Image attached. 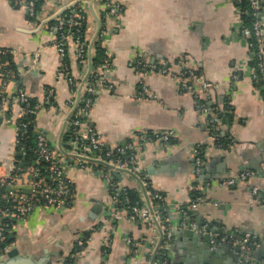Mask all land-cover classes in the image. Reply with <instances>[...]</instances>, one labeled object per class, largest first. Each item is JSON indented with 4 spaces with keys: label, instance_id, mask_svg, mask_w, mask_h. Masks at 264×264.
<instances>
[{
    "label": "crops",
    "instance_id": "crops-1",
    "mask_svg": "<svg viewBox=\"0 0 264 264\" xmlns=\"http://www.w3.org/2000/svg\"><path fill=\"white\" fill-rule=\"evenodd\" d=\"M123 2L126 9L118 20L108 22L104 41L112 54L107 76L113 90L98 93L88 121L109 146L134 139L139 131L173 130L175 139L168 146L147 144L140 152L152 187L166 197L164 216L169 226L179 221L182 207L201 195V204L189 208L194 210L191 224H216L231 234L251 233L260 243L256 259L264 262V203L252 193L257 187L264 194V97L252 78L253 52L236 31L241 22L237 4L230 0ZM88 22L91 35L95 29L92 16ZM30 29L24 8L0 0V47L13 50L10 60L19 74L18 84L31 99L43 103L36 127L53 144L63 132L72 93L66 79L57 77L62 60L50 37ZM38 51L39 64L33 68L32 56ZM141 53L150 62L174 63L187 57L199 76L195 87L200 88L202 81L215 85L209 98L211 106L221 112L217 116L212 112L215 126L211 127L193 94L180 91L173 76L136 72L133 64ZM68 64L71 75L80 80L86 70L72 52ZM235 74L241 79L232 85ZM141 86L146 96H138ZM47 89L54 90L53 105L44 101ZM214 130L221 132L220 142L211 138ZM14 141L13 124L0 113V158L16 156ZM195 145L203 146L199 175L190 155ZM244 171L251 173L247 182L222 184ZM67 175L76 202L66 210L36 209L15 231L9 250L0 254V264H65L68 257H74L77 264H145L151 249L150 228L129 219L106 221L114 206L106 182L80 168L69 169ZM119 181L136 189L133 181L121 177ZM198 233L200 238L173 234L170 264H203L204 258H209V264L215 260L229 264L233 253L219 246L214 255H208L210 243L204 233ZM106 236L113 243L104 254ZM80 238L85 242L81 249L77 245Z\"/></svg>",
    "mask_w": 264,
    "mask_h": 264
},
{
    "label": "built area",
    "instance_id": "built-area-1",
    "mask_svg": "<svg viewBox=\"0 0 264 264\" xmlns=\"http://www.w3.org/2000/svg\"><path fill=\"white\" fill-rule=\"evenodd\" d=\"M241 3L243 0H230ZM248 13L252 19L246 24L241 19L236 31L240 37L248 41L253 52L252 78L256 88L264 97V0H246ZM16 7L26 10L27 17L34 34L46 33L50 44L61 56V67L58 78H65L72 96L67 101L68 113L64 129L60 136V144L47 143L46 135L37 130L36 118L43 108V103L31 99L24 88L18 84L17 74L11 67L10 57L14 52L10 48L0 47V113L5 120L12 122L15 134V157L0 158V254L6 253L10 245H3L5 232L15 233L17 228L28 222L34 211L40 207L50 210H66L77 200L72 181L67 175L71 168H80L95 172L102 178L114 201L106 221L117 223L124 219L147 225L152 237L150 253L145 264H170L169 249L173 231L165 219L166 197L152 187L140 159V152L147 144L168 146L175 139V132L139 131L134 139H129L116 146L107 145L102 136L88 121V113L98 93L102 90H113L107 72L110 69L112 54L104 45L108 22L118 20L126 9L123 0H11ZM239 9V8H238ZM243 12L239 10V14ZM92 16L95 29L88 34V19ZM97 42V45L95 43ZM105 49L106 58L95 64L92 61L94 48ZM70 52L73 53L80 66L85 67V74L76 80L65 63ZM41 54L32 56V67L39 64ZM133 67L136 72L156 71L173 76L181 92L193 94L200 102V111L209 118L212 124L215 117L210 108V92L214 84L202 81L200 88L195 87L199 79L197 72L189 66L187 57L174 63L166 61L150 62L144 54H138ZM241 79L240 74L232 77L234 85ZM145 86H141L138 96H146ZM202 94L203 97H202ZM205 96V97H204ZM45 103L54 104V90L47 89ZM18 112L13 115V109ZM33 125L35 143L26 141L30 125ZM65 134L69 140L64 141ZM211 138L217 139L213 134ZM201 145H195L190 151L195 164V173L199 175L203 166ZM17 154L21 158H17ZM24 158L28 165H24ZM116 174L136 184L139 198L132 202L130 188L119 181ZM251 177L248 171L241 172L223 181L225 186H236L245 183ZM257 200L264 203V194L259 188H252ZM201 195L189 206L180 209L183 215L189 208L197 207L202 202ZM193 229L210 237V248L215 250L225 246L237 255L239 264H264L252 256V251L260 248L259 239L251 233L244 232L226 235L216 224H191ZM129 243L132 246L134 244ZM113 240L111 236L104 238V254L109 253ZM82 238L77 241L78 248H83ZM237 247L239 248L237 250ZM69 264H77L75 261Z\"/></svg>",
    "mask_w": 264,
    "mask_h": 264
},
{
    "label": "trees",
    "instance_id": "trees-1",
    "mask_svg": "<svg viewBox=\"0 0 264 264\" xmlns=\"http://www.w3.org/2000/svg\"><path fill=\"white\" fill-rule=\"evenodd\" d=\"M237 6H238L239 10L241 12H243L242 15H241V19L243 20V22L246 23V24H250L252 17L250 15V13L247 12L248 9H249L248 8V2L246 0H243L241 3H238ZM95 45H97V42L95 43ZM68 58L69 57H67L66 60H65V63H66L67 66H69ZM104 58H106L105 49L100 47V46L95 47L94 48V55L92 56L93 63L99 64V63H101L104 60ZM252 63H253V61H252ZM10 65H11V67L14 70L16 69V67L12 63ZM15 71H17V70H15ZM210 108H211L212 112L214 113V115H216V116L219 113H221L219 108L217 106H215V105L210 106ZM228 109L229 108H227L225 110V112H227V114H228ZM210 125H211V127L212 126L214 127L215 126V121L212 124H210ZM213 135L217 138V140L219 142H220V139H223V138H221V136H222L221 132H219L218 130H214L213 131ZM35 136H36V132H35V129H34L33 125L31 124L30 128H29V132H28V134L26 136V141L29 142L30 144H32V143L34 144L35 143V138H36ZM63 140L64 141H68L69 140V135L65 134L64 137H63ZM47 143L52 146V142L49 141L48 139H47ZM225 145H227V143ZM202 149H203V146L201 145L200 150H202ZM201 154H202V157H203V153L202 152H201ZM17 158L20 159L21 155L17 154ZM27 160H29V158H24V160H23L24 165H28L29 162ZM129 190H130V198H131L132 202L134 203V202L138 201V199H140V198H139V195H138L137 191H135L133 189H129ZM14 236H15V233H11V232H8V231L5 232L3 245H10L11 242L13 241V239H14ZM74 261H75L74 257L73 258L72 257H68L66 259L65 264H69V263H72Z\"/></svg>",
    "mask_w": 264,
    "mask_h": 264
},
{
    "label": "water",
    "instance_id": "water-1",
    "mask_svg": "<svg viewBox=\"0 0 264 264\" xmlns=\"http://www.w3.org/2000/svg\"><path fill=\"white\" fill-rule=\"evenodd\" d=\"M58 143L60 144V138H59V142ZM116 176H117L118 179L120 178L118 176V174H116ZM193 211L194 210L187 211V214L186 215H183L181 213L180 218H179V221H177L176 225H174V227L172 229L173 234L174 233H178V234H184V235H186L189 238H193V237L194 238H200L201 235L198 233L199 232L198 229L197 228L196 229H193L191 227V223L192 222L190 221L191 220L190 217L194 214ZM197 226L199 227V226H201V224H198ZM220 232L222 234H226V235H230L231 234L230 231H227L226 232V231L220 230ZM203 237H205L206 240L210 243V237H209L208 234H205V236H203ZM219 249H221V247H217L215 250H211L210 252H207V254L208 255H214ZM238 249L239 248L237 247V250ZM13 254L14 253L10 252V255L11 256H13ZM15 254H17V250H15ZM250 254L252 256H254V257H260L259 256V251H252ZM202 260H204L203 264H209V258H207V259L204 258ZM236 262H237V255L233 254L232 258L229 259L228 263L229 264H236ZM217 263H218V261L215 260V261H212L211 264H217Z\"/></svg>",
    "mask_w": 264,
    "mask_h": 264
}]
</instances>
